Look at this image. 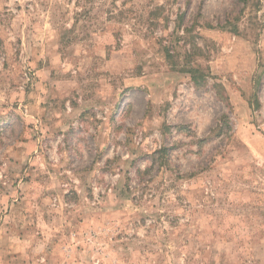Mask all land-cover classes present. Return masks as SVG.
I'll list each match as a JSON object with an SVG mask.
<instances>
[{"label": "rangeland", "instance_id": "1", "mask_svg": "<svg viewBox=\"0 0 264 264\" xmlns=\"http://www.w3.org/2000/svg\"><path fill=\"white\" fill-rule=\"evenodd\" d=\"M0 264H264V0H0Z\"/></svg>", "mask_w": 264, "mask_h": 264}]
</instances>
